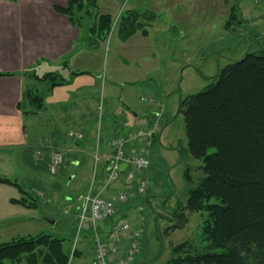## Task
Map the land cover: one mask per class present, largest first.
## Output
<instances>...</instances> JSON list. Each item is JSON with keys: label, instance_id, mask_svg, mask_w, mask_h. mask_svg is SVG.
<instances>
[{"label": "rangeland", "instance_id": "1", "mask_svg": "<svg viewBox=\"0 0 264 264\" xmlns=\"http://www.w3.org/2000/svg\"><path fill=\"white\" fill-rule=\"evenodd\" d=\"M126 5L138 11L148 10L156 13V19L148 28V37L143 39L136 36L137 38H131L124 43L118 37L117 27L112 26L107 39L100 43L98 48L92 49V58L88 61L87 67H84L85 70H89L88 74H81L82 78L77 80L79 81L77 84L80 85H74L70 90L74 93L67 94L65 89L48 92L44 99L48 103V108L42 110L38 116L27 117L26 124L33 140H37L39 144H47L49 137L46 133H53L59 126L72 130H79L83 125L90 126L92 109L88 108L90 112L83 113L86 107L75 98L87 95L86 92L89 93L88 89L91 88L90 94L95 93L102 107V99L106 95L104 88L112 83L117 84V97L121 98L118 102L122 108L128 104L137 114H142L154 105L156 111L163 112L165 123L163 117L160 123L164 125V140L171 146L168 148L170 154H163L156 140L154 144L155 149L159 148L158 154H152L149 168L141 172L145 194L147 191L153 196L156 201L155 211L161 216L148 219L145 233L141 238L143 250L138 255L137 264H167L173 245L188 241L201 247L199 226L206 215L204 211L186 212L188 223L182 228L168 230L173 223H179L178 219H170V214L178 205L185 204L188 190L194 188L203 177V162L194 159L189 153L183 116L177 111L176 103L178 99L202 90L209 82L208 76L215 75L230 62L241 59L245 53L264 54V0H98L99 12L107 9L113 22ZM231 11L234 19L229 17ZM227 21L229 28L226 27ZM199 71L202 76L199 75ZM88 84H91V87ZM58 87L60 86H56ZM42 90L39 88L40 93ZM150 94L152 102L141 100V97L148 98ZM69 98H74V101L66 104L63 113H59V107L49 106L54 100L62 101ZM170 106L171 110H168ZM99 114L105 118L101 109L96 110L94 118H98ZM32 124L41 127V130L37 132L33 130ZM136 127L147 129L141 124ZM65 132L63 130L58 135L61 140L68 139L67 135L63 136ZM70 140L68 142L76 145L83 139ZM208 152H212V149ZM68 155L67 152L62 155L63 162L62 166L60 165L62 174L57 173L59 176L54 175L55 178L49 179L58 186L54 192L50 191L53 199L46 205H39L40 210L36 213L40 214L41 223H44L46 217L56 221V225L48 227L47 230L53 236L63 238V248L70 254L74 244L78 248L80 241L89 242L92 239V234L83 232L87 224H83V229L77 231L78 221L72 225L70 223L72 215L77 214L76 206L80 203V199L76 201L73 191L86 188L92 179V172L89 173L88 179H82L77 175L71 181L67 180L66 176L73 175L70 162L67 161ZM168 156L169 161L172 156L174 157L173 164H168ZM171 165L175 173L174 178L170 180ZM22 166L23 169L17 170L19 172L17 180L22 188L29 192L32 176L25 172L26 166ZM100 166L98 163L99 169ZM184 170H188L189 181L184 179ZM80 185L82 186L79 187ZM35 195L40 204L47 201L45 197L42 198L41 193ZM67 196L71 199L63 198ZM109 220L111 218L107 219ZM2 224L0 243L12 238L5 232L8 230L3 229L7 222ZM76 231L79 234H76ZM89 253L86 259L90 258ZM6 264L29 263L22 260L6 261Z\"/></svg>", "mask_w": 264, "mask_h": 264}, {"label": "crops", "instance_id": "2", "mask_svg": "<svg viewBox=\"0 0 264 264\" xmlns=\"http://www.w3.org/2000/svg\"><path fill=\"white\" fill-rule=\"evenodd\" d=\"M67 1L69 0H0V73L5 74L0 75V176L9 178L19 184L17 180L19 172L17 170L18 168L23 169L22 165L26 166L25 172L30 173L32 176L29 186L30 191L24 190L19 185L24 192L30 195L28 198L35 204V206L26 208L12 203L11 200L19 199L21 193L17 187L0 183V226L3 225L2 223L7 222V226L3 229L8 230V232H5L12 237L27 234L34 235L40 232L49 233L47 230L48 227L56 225V221L46 217L44 223H41V216L36 212L40 210L39 205H46L49 200L53 199L50 191L54 192L57 190V184L53 181L50 182L49 179L55 178L54 175H57V173L59 175L62 174L61 167L56 174H51L48 170L53 150H56L55 152H61L62 155L67 152L69 153L67 161L70 162V167H72L70 169L73 172V175L66 176L67 180L71 181L77 175H80L82 179H88L89 173L92 172V179L86 185V188L73 191L76 201H79L80 197L88 190L110 199H114L118 191L124 189L130 194L127 202L112 220H101L94 227L87 225L86 229H83L84 226L81 227V230H84L83 232L92 234V239L89 242L85 240L80 241L78 248L74 244L71 253H68L69 258L67 264H94V233L102 241L111 243L112 229L121 222L128 221L131 224H135L139 215H143L145 233L148 219L152 220L153 217L157 218L161 215L155 211L156 201L153 196L149 195L147 191L144 196L136 193L137 183L139 181L141 182L143 178L142 171L136 172V178L133 181L120 180L107 183L106 175L101 167L100 169L98 166L94 168L92 154L93 152H97L100 157L110 154L111 149L108 143L112 136L115 134L128 135V133L136 130L138 124L144 127L146 126L149 129L153 117L157 113L160 114L159 119L161 120L163 117V123H165L163 116L165 114L156 111L154 105H152L153 108L142 114H137L128 104L127 106L129 108L124 104L125 108H122L118 102L120 97H117V84L112 83L104 88L106 95L102 99V107L100 101L96 99L95 93L90 94L91 88L88 89L89 93L86 92L87 95L77 96L75 98L82 106L86 107L83 113L87 114L90 112L88 108L92 109V125H83L79 129L83 132L84 137L80 143L76 142L77 144L75 145L68 142V140L71 141L70 139L64 138L61 140L58 137L60 132L65 130L66 132L63 136H66L72 129L60 126L53 133H46V136L49 137L47 144H39L37 140H33L32 134H30L27 128V117L38 116L42 110L48 108V103L44 101L48 92H53L55 89H65L67 94H73L74 91L70 92V90L74 88V85H80L77 84V82L79 83L77 80L82 78L81 74H88L89 71L84 68L87 67L88 61L92 58V49L88 47L86 41L87 25H73L66 16L53 9L54 5L64 6ZM124 10L136 9L126 5L117 14L114 22L112 21V26L117 27L119 15ZM151 12L155 15V18L146 28L147 35L143 36L137 32L123 41L124 43L136 36H141L143 39L148 37V28H150L157 16L154 11ZM100 13L110 14L107 9ZM50 72L56 73L59 76L62 84L56 86L60 87H50L49 83L40 81L37 78ZM198 73L202 76L200 71ZM88 86L91 87V84H88ZM25 88H30L31 91L43 97V106L40 110H35L34 105L24 100ZM39 88L43 89V94L39 92ZM78 90L75 89V91ZM148 98L150 99L147 100L148 102L153 101L151 94ZM73 101L74 98L64 99L62 101L54 100L49 106H53L54 108L59 107V113H63L65 106H67L66 104H71ZM176 105H178V102ZM53 107L50 108L53 109ZM168 108V110H171V106ZM97 109L103 111L105 118L100 114L98 118H94L93 115ZM31 128L36 132L39 129L41 130V127H36L33 124ZM163 129L164 125L160 123V129L156 137L152 138L151 142L147 139L140 138L137 141L128 143L125 147L126 154L135 155L142 151H147L151 162L152 154H158L159 151V148L155 149L154 142L156 140L161 146L162 153L170 154L168 148L171 146H168L169 144L164 140ZM30 131L32 130L30 129ZM168 159L169 156L167 157ZM174 160L172 156L170 161L168 160V164H173ZM125 169L126 167L123 168V171ZM169 173H171L169 178L171 180L174 178L175 173L172 165L169 166ZM184 179L186 180L185 176ZM189 180L190 177L186 181ZM35 193H41L42 198L45 197L47 201L45 203L43 202L44 204H40V200H38ZM170 197H172V194H170ZM63 198L65 200L71 199L68 196ZM140 206L142 207V211H139ZM71 218L70 223L72 225L77 221L76 215H72ZM34 229L37 230L34 231ZM76 234L79 233L76 231ZM122 237L120 248L123 250L128 237L127 235H123ZM142 250L143 247L136 255L133 264L138 263V255ZM88 253L90 254V258L86 259L85 257Z\"/></svg>", "mask_w": 264, "mask_h": 264}, {"label": "trees", "instance_id": "3", "mask_svg": "<svg viewBox=\"0 0 264 264\" xmlns=\"http://www.w3.org/2000/svg\"><path fill=\"white\" fill-rule=\"evenodd\" d=\"M53 9L73 25H87L90 49L98 48L111 31L112 16L99 12L97 0H69ZM229 17L234 19L232 11ZM154 18L151 11L124 10L117 22L119 39L137 32L146 36ZM37 78L50 87L62 84L53 72ZM24 100L35 110L43 106V97L30 88H25ZM177 111L190 155L203 162V177L188 190L185 204L170 214L179 223L168 230L184 227L186 212L206 215L199 226L201 247L188 241L173 245L167 264H264V54L245 53L225 65L202 90L181 98ZM100 165L106 175V162ZM184 176L189 178L188 170ZM0 183L18 188L21 197L12 203L35 206L15 181L0 176ZM68 258L63 238L47 232L0 243V264H67Z\"/></svg>", "mask_w": 264, "mask_h": 264}, {"label": "built area", "instance_id": "4", "mask_svg": "<svg viewBox=\"0 0 264 264\" xmlns=\"http://www.w3.org/2000/svg\"><path fill=\"white\" fill-rule=\"evenodd\" d=\"M142 100H150L149 98H141ZM160 114L157 113L153 117L152 124L149 129H136L128 135L115 134L109 140L111 153L100 157L97 152L92 154L93 166L97 167L102 160L106 162V180L107 183L112 181H133L136 178L137 171H144L150 166V160L147 151H142L135 155H127L125 147L128 143L137 141L140 138L147 139L151 142L152 138L160 129ZM67 138L75 141L83 139V132L80 130H72L67 133ZM62 153L55 152L50 157L49 171L56 174L62 164ZM126 164V169L120 171V165ZM136 193L140 196L145 194V185L139 182ZM130 194L124 189L118 191L114 199L102 197L95 194L91 190L86 191L80 197V203L77 207L76 219L78 221L77 231L81 230L83 224L94 225L101 220L115 217L119 213L121 207L127 202ZM142 211V207H139ZM144 234V217L139 215L135 224L123 221L112 229V242L102 241L97 234L94 237L93 260L94 264H133L136 255L141 249V238ZM127 235V241L123 250L120 248L122 236Z\"/></svg>", "mask_w": 264, "mask_h": 264}, {"label": "water", "instance_id": "5", "mask_svg": "<svg viewBox=\"0 0 264 264\" xmlns=\"http://www.w3.org/2000/svg\"><path fill=\"white\" fill-rule=\"evenodd\" d=\"M126 167V164H121L120 165V171H123V168H125Z\"/></svg>", "mask_w": 264, "mask_h": 264}]
</instances>
